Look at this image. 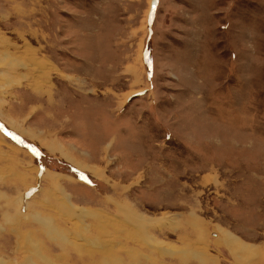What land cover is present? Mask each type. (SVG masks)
<instances>
[{
	"label": "rangeland",
	"instance_id": "rangeland-1",
	"mask_svg": "<svg viewBox=\"0 0 264 264\" xmlns=\"http://www.w3.org/2000/svg\"><path fill=\"white\" fill-rule=\"evenodd\" d=\"M102 256L264 264V0H0V264Z\"/></svg>",
	"mask_w": 264,
	"mask_h": 264
},
{
	"label": "bare ground",
	"instance_id": "bare-ground-1",
	"mask_svg": "<svg viewBox=\"0 0 264 264\" xmlns=\"http://www.w3.org/2000/svg\"><path fill=\"white\" fill-rule=\"evenodd\" d=\"M5 58H7V56H5ZM25 175H26V174H25ZM47 176H48V175H47ZM48 177H49V176H48ZM45 178H46V177H44V179H45ZM50 178L53 180V185H52V186L57 185V181H56L57 179L55 180V178H53V177H50ZM49 180H50V179H49ZM50 184H51V183H50ZM50 184H49V185H50ZM66 195H67V194H66ZM62 196H63V198L65 199V197H64L65 195L62 194ZM62 201L66 202V203L64 204V206H65V208L68 210V211H67V210H66V211H67L68 213H70V214H68L69 216L71 215V216H73L74 218H76V217L79 216V215H78V212H77L78 210L72 208L71 205L67 203V200H62ZM119 205H120V204H119ZM125 205H126V204H125ZM128 207H129V209H130V211H131V212H129L128 214H126V212L121 213V210H122V209H121V210H118V209L116 208V209L118 210V211H117V210H116V211L124 216L125 221L128 220V219H130V218H131V219H132V218H135V215H133V211H134V209L131 208V205H129ZM120 208H121V207H120ZM126 209H128V208H126ZM127 211H128V210H127ZM73 217H72V218H73ZM98 217H99V216H98ZM104 217H105V216H104ZM106 218H107V217H106ZM136 218H137V216H136ZM138 218H139V219H136V221L138 220L139 223H142L143 220H142L140 217H138ZM106 220H107V219H106ZM108 220H109V219H108ZM108 220H107V221H108ZM125 221H124V222H125ZM133 221H134V220H133ZM136 221H135V223H136ZM106 223H108V222H106ZM39 224H40V223H39ZM138 225H140V224H138ZM138 225H137V226H138ZM96 227H97V226H96ZM47 228H48V227H47ZM102 228H104V227H102ZM52 231H53V228H52ZM119 231H120V230H119ZM101 232L104 233V234H107V233L105 232V230H103V229L101 230ZM48 233H49V232H48ZM51 233H52V232H51ZM53 233H54V231H53ZM46 234H47V233H46ZM58 235H59V234H58ZM84 235H85V234H84ZM47 236H48V235H47ZM60 236H61V235H60ZM62 236H63V235H62ZM228 236H229V235H228ZM48 237H49V236H48ZM54 237H57L56 234H55L52 238H54ZM58 238H60V237H58ZM61 238H63V237H61ZM108 239H109V238H108ZM230 241L232 242V240H230ZM93 243H94V242H93ZM93 243L88 242V239H86V241H83V243H81L82 245L79 244L78 246H79V248H80L81 246H83V247H87V248L89 247V248H88V251H89V252H92L94 249H96V248H94L95 246H94ZM235 244H236V241H235ZM235 244H234V245H235ZM96 245L99 247L98 244H96ZM109 245H110V244H109ZM109 245H108V246H109ZM74 246H75V245H74ZM74 246H73V247H74ZM78 246H77V247L75 246V247L78 248ZM105 247H107V246H105ZM81 248H82V247H81ZM111 248H112V247H111ZM78 250H79V249H78ZM80 250H81V249H80ZM86 251H87V250H86ZM86 251H85V252H86ZM89 252H87V253H89ZM80 253H82V252H80ZM87 253H86V254H87ZM105 253H106V251H104V252H98V253H97V256L100 255V254H104V256H105ZM86 254H85V255H86ZM90 254H91V253H90ZM90 254H89V255H90ZM83 255H84V254H83ZM109 255H110V254H109ZM106 256H107V255H106ZM99 257H100V256H99ZM102 257H103V256H102ZM88 258H89V257H88ZM99 259H100V258H99ZM109 259H110V257L108 258V261H107V259H105V258L103 257L101 260H99L98 263H99V264H111L110 261L112 262V260L109 261ZM113 262L117 263L115 260H113ZM91 263H92V262H91ZM88 264H89V263H88ZM93 264H94V263H93Z\"/></svg>",
	"mask_w": 264,
	"mask_h": 264
},
{
	"label": "trees",
	"instance_id": "trees-1",
	"mask_svg": "<svg viewBox=\"0 0 264 264\" xmlns=\"http://www.w3.org/2000/svg\"><path fill=\"white\" fill-rule=\"evenodd\" d=\"M144 54H146V53H144ZM144 54H143V55H144ZM144 59H145V56H144Z\"/></svg>",
	"mask_w": 264,
	"mask_h": 264
}]
</instances>
